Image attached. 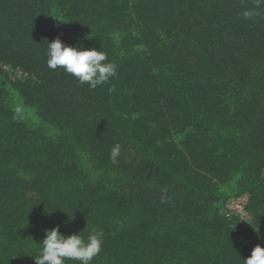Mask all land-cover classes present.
Wrapping results in <instances>:
<instances>
[{"label": "trees", "instance_id": "1", "mask_svg": "<svg viewBox=\"0 0 264 264\" xmlns=\"http://www.w3.org/2000/svg\"><path fill=\"white\" fill-rule=\"evenodd\" d=\"M57 37L117 75L49 69ZM55 227L102 230L92 264L264 248V0H0V264H35Z\"/></svg>", "mask_w": 264, "mask_h": 264}, {"label": "clouds", "instance_id": "2", "mask_svg": "<svg viewBox=\"0 0 264 264\" xmlns=\"http://www.w3.org/2000/svg\"><path fill=\"white\" fill-rule=\"evenodd\" d=\"M249 15L252 13H244L245 17ZM46 55L49 69H62L80 84H87L90 89L107 83L117 75V66L108 61L105 52L95 48L86 49L83 45L68 46L59 37L48 43ZM109 91H114V88ZM119 155L120 145L116 144L111 150L113 163L117 162ZM103 236V231L95 228L91 229L87 239L80 233L62 235L59 227L46 230L45 238L40 244V255L34 260L35 264H68L69 261L74 264H92L102 251ZM245 264H264V248L255 246Z\"/></svg>", "mask_w": 264, "mask_h": 264}, {"label": "built area", "instance_id": "3", "mask_svg": "<svg viewBox=\"0 0 264 264\" xmlns=\"http://www.w3.org/2000/svg\"><path fill=\"white\" fill-rule=\"evenodd\" d=\"M246 201H247L246 197L230 199L225 206V211L229 214L239 217L240 222L244 223L247 219L246 213L244 211V206L246 204Z\"/></svg>", "mask_w": 264, "mask_h": 264}]
</instances>
